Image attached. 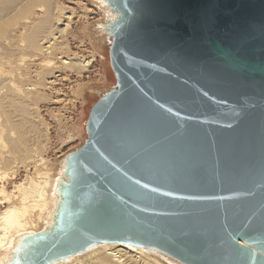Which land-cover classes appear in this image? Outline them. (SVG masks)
<instances>
[{"label":"water","instance_id":"95a60500","mask_svg":"<svg viewBox=\"0 0 264 264\" xmlns=\"http://www.w3.org/2000/svg\"><path fill=\"white\" fill-rule=\"evenodd\" d=\"M115 85L64 158L52 224L7 264L98 244L264 264V0H106Z\"/></svg>","mask_w":264,"mask_h":264},{"label":"bare ground","instance_id":"6f19581e","mask_svg":"<svg viewBox=\"0 0 264 264\" xmlns=\"http://www.w3.org/2000/svg\"><path fill=\"white\" fill-rule=\"evenodd\" d=\"M93 2L101 14L103 13L102 16L104 15V22L97 24L96 29L98 32L101 29L104 31L105 21L107 19L112 20L114 15L108 10L106 0H93ZM62 9L61 11H54V0H0V41L4 40L7 42L4 46L9 49V54H11H8V56L4 55L5 53L3 54L1 51L3 47L0 45V205L7 201L8 203L10 202L9 205L7 203L8 206L0 208V264L9 262L14 249L19 245L23 237L45 231L52 224L53 213L58 200L55 191L59 180L64 178L62 170H58L59 168L56 165L58 169L51 165L53 167L51 171H48L49 168L47 167L46 170L48 172L51 173L53 171L51 174L47 173V171H40L42 166L48 162L42 158V154L40 156L37 152L38 155L36 156V152L33 153V148L35 150V147L33 146L32 138L34 139L40 133L39 126L33 121L35 118L32 110L33 89L29 87V90H25L23 89L24 86L22 87L18 83L22 77L19 72L24 64V68L26 66L29 68L26 63L33 61L34 56L38 58V56L44 54H48L49 57L52 55L57 60L59 59L65 69L77 75L89 71L93 66V57H87V59L86 57L78 56V54H73L70 57L67 53L65 54V50L63 51L59 48V44H57L59 46L54 45V42L59 37L68 33L72 25L71 13L63 12ZM68 13L69 15H67ZM55 63H52L49 59L42 62L44 69H56ZM27 71L29 72V70ZM26 72H24V78L28 75ZM43 76L45 75L43 74ZM51 81L47 83L50 86L53 85ZM44 84L46 86V83H43V86ZM24 126L28 127L27 129L30 130L29 133L31 135L33 133L32 138L26 135L25 131L27 130ZM12 160L14 162L21 161L19 163L24 166L29 163L33 164L35 176L27 177L22 183L13 185L12 192L7 193L4 185L1 184V180L3 179L4 181L6 170H8H4V167L6 166L7 168L9 163V168L12 165L10 162ZM2 165L4 166L3 169ZM51 166L50 168H52ZM59 166L61 167V165ZM40 177L43 178V180L41 179L42 181ZM53 264L178 263L154 251L125 244L104 243L95 245L83 253Z\"/></svg>","mask_w":264,"mask_h":264},{"label":"rangeland","instance_id":"374dc122","mask_svg":"<svg viewBox=\"0 0 264 264\" xmlns=\"http://www.w3.org/2000/svg\"><path fill=\"white\" fill-rule=\"evenodd\" d=\"M54 4V11H61V8H63V12L71 13L72 20L71 29H69L68 33L59 37L55 41L56 44L54 42V45H60L59 48L63 51L65 50V54L67 53L70 57L73 54H78V56L86 58L93 57L94 61L93 66L89 71L77 75L74 72L65 69L59 62V59L57 60V58L54 56L53 58L52 55L49 57L48 54H44L45 56L41 55L43 56L42 58L41 56H38V58L34 56L33 61H28L26 63L29 68L27 66V69L26 67L24 68V64L22 70L19 72L22 75L23 80L22 77L21 79L19 78L20 81H18V83H20L22 87L24 86L23 89L25 90H29V87L30 89H33V92L31 91L33 93V116L35 115L33 121L39 126L37 127L40 133L33 139V133L32 135L29 133L30 130L27 129V126L24 127L28 132L24 129L23 130L26 132V135L33 140V146L35 147V150L33 148V153L36 152V156L38 155L37 152L40 156L42 154V158L46 159V162H48L46 165L50 164L49 166L43 165L42 168L46 167L45 169H40L39 167L41 172L47 171V167L49 168L48 171H51L53 169L52 166H54L55 169L59 168L58 170H62L64 158L81 147L86 140L85 125L92 105L101 95L105 94L115 85V77L109 66V45L107 34L102 29L100 32L96 29L97 24L104 22V15L102 16L103 13L101 14L100 10L95 7L96 5L93 0H54ZM67 15H69V13ZM58 41H61V44ZM5 44H7V42L4 40L0 41V45L3 47L1 51L3 54L5 53L4 55L8 56L10 52L9 49L4 46ZM48 59L52 63L56 62V69H44L42 62L48 61ZM23 69L26 71L29 70V72H26ZM24 72L28 74L27 77L25 76L26 78H24ZM43 74L45 76H43ZM50 81L53 84L52 86L47 84ZM43 83H46V86L45 84L43 86ZM28 84L30 85L28 86ZM26 86H28V89ZM10 162L12 165H10L9 168V163L8 165L4 164L7 165V168L2 165V169L3 167L4 170L8 169L6 170L4 181L3 179L1 180V184L4 185L7 193L12 192L13 185L22 183L27 177H32V175L35 176L33 164L29 163L24 166L19 163L21 161L14 162V160H12ZM57 164L61 165V167ZM50 166L52 168H50ZM48 171L47 173H50ZM41 179L43 180L42 177H40V180ZM37 180L40 181L39 179ZM7 203L8 201L3 203V205L1 204L2 206L0 205V208L8 206L10 202L8 205Z\"/></svg>","mask_w":264,"mask_h":264}]
</instances>
